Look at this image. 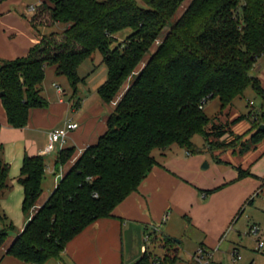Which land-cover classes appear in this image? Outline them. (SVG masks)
<instances>
[{
  "label": "trees",
  "instance_id": "trees-1",
  "mask_svg": "<svg viewBox=\"0 0 264 264\" xmlns=\"http://www.w3.org/2000/svg\"><path fill=\"white\" fill-rule=\"evenodd\" d=\"M184 1L44 0L33 15L24 16L38 34L58 23L67 28L38 36L24 57L0 60V98L8 124L25 128L30 111L48 105L43 96L48 67L66 77L77 95L85 82L79 68L95 53L102 55L108 68L99 95L115 107L107 132L95 145L78 156L75 148L60 151L57 172L67 164L70 168L42 205L45 158L25 157L18 181L24 187L27 223L7 250L8 256L25 264L60 260L75 237L96 221L112 217L138 191L158 164L156 150L179 146L197 153L196 135L204 138L210 151L238 145L244 151L264 141V113L252 111L217 124L219 117L204 111L209 100L219 99L223 114L249 87L264 96L256 75L264 56V0H193L169 27ZM126 29L132 34L112 48L116 35ZM245 119H253L250 131L235 134L233 126ZM245 173L240 169V176ZM9 187V166L0 161V200ZM0 220L6 223L0 230L1 249L15 227L1 213ZM161 242L164 257L146 252L136 264H176V241L163 238ZM190 264L198 263L193 259Z\"/></svg>",
  "mask_w": 264,
  "mask_h": 264
},
{
  "label": "crops",
  "instance_id": "crops-1",
  "mask_svg": "<svg viewBox=\"0 0 264 264\" xmlns=\"http://www.w3.org/2000/svg\"><path fill=\"white\" fill-rule=\"evenodd\" d=\"M38 1L36 6L44 0ZM22 2L6 0L0 4V60L26 56L39 40L26 20L14 13ZM85 62L79 68V75L85 82L79 86L77 95L71 86V93L65 92L69 91V87L63 77L46 69L45 81L49 74L54 80L52 86L44 85L43 96L48 105L32 109L25 128H14L8 124L0 98V161L9 166L10 182L9 189L0 200V207L22 227L27 220L20 214L24 187L18 178L25 157L45 158L46 173L39 200V205H42L67 172L64 167L57 172L56 164L54 169L53 162L46 157L55 153L57 161L60 151L66 148H75L78 156L107 132V121L115 103H105L99 89L108 79V68L98 78L95 77V69L100 66L81 76L80 70ZM103 63L102 57L100 65ZM256 75L264 90V56L258 61ZM55 81L64 87L56 86L55 89ZM89 82L93 83L94 92L87 88ZM261 97L263 113L264 96ZM239 113L235 102L225 112L231 122L243 115ZM70 122L77 123L79 127L69 133L66 145L62 147L58 143L53 152L46 153L50 134L65 128ZM237 126L232 128L237 135L247 134L251 129L249 127L237 133ZM249 138L250 135L246 140ZM194 145L197 153L179 146L162 152L160 159L156 158L158 164L138 191L126 198L113 211L112 217L90 225L67 245L60 260L47 264H136L146 252L164 257L163 238L176 241V264L184 261L181 252L189 247L194 248V254L190 253L187 264L200 248L211 255L209 264H222L223 261L239 264L243 258L246 260L241 264H264V249L258 250V242L264 240V141L244 151L242 147L238 148L239 145L215 151H210L205 145ZM239 156L242 159L236 161ZM216 158L222 162H217ZM205 162H210L209 166L204 165L207 171L202 168ZM240 169L246 172L243 177L240 176ZM52 175L57 176L55 181H45ZM253 226L259 228L257 235L250 233ZM148 234L150 246L146 247L143 239ZM238 255H242L241 259L237 258Z\"/></svg>",
  "mask_w": 264,
  "mask_h": 264
},
{
  "label": "rangeland",
  "instance_id": "rangeland-1",
  "mask_svg": "<svg viewBox=\"0 0 264 264\" xmlns=\"http://www.w3.org/2000/svg\"><path fill=\"white\" fill-rule=\"evenodd\" d=\"M193 0H185L184 3L180 6V8L178 9L176 15L174 16V18L171 20L170 22V25H173L177 22V20L184 14V12L187 10V8L190 6V4L192 3ZM38 0H23L22 2V5L20 6V8H18V10H16L14 13L17 14L18 16L24 18V16L26 17H29L31 15H33V12H29L28 8L29 6H36L38 4ZM140 5L142 7H145V5L143 3L140 2ZM28 6V7H27ZM36 8V7H35ZM27 18H24V20H26ZM26 23L28 24V22L26 21ZM166 28L165 31H164V35L167 34V32L169 31L170 28ZM31 28V27H30ZM67 28V25L66 24H63V23H58L56 24L55 26L53 27H50V28H42L40 29V32L39 34L36 33L34 30L33 32L37 35V36H43V35H49L53 32H62L64 31L65 29ZM32 29V28H31ZM132 34V31L130 29H126L124 31H121L120 33H118L116 35L117 37V41L113 44L112 48H115L117 46H119L120 44H123V42ZM39 38V37H38ZM158 45H156L144 58L143 62L141 63V66L143 64H145L150 58L151 56L154 54L156 48H157ZM100 59L102 60V56L99 54V53H95L90 59L86 60L84 66L81 68L80 70V74L81 76H86L89 72H91L92 70H94L96 68V66H100L98 69L96 68V75L95 77H100L102 74H103V71L104 69H107L106 65L103 63L102 65H100ZM48 71H51L53 73V75L56 73L55 72V68L54 67H48ZM54 71V72H53ZM68 87H69V91H65L67 92L68 94L71 93V88H70V83L68 81V79L64 76H62ZM96 78V79H97ZM135 76L132 77L131 79L128 80V82L126 83V85L122 88L121 92H120V97L124 94L125 92V89L126 87L128 86H131L132 83L135 81ZM54 80L53 78L50 77V74L48 76V79L45 81V84L44 85H49V86H52ZM55 89H56V86L57 88L60 86H63L62 83H60L59 81H55ZM87 88H90L92 89V92H94V89H93V83L89 82L88 83V86ZM66 89V88H65ZM72 95V94H71ZM235 105L237 107V109L239 110V114H243V115H248L250 112L252 111H257L259 113H261V108L263 107V99L262 97L252 88V87H249L246 92H245V95L243 97H239L235 100ZM204 111L205 113L209 116V117H215V116H218L219 119L218 121H216L217 124H225L227 122H231L229 119H228V116L225 114V112L223 114H220L221 113V103L219 101V99H211L209 100L205 105H204ZM263 113H264V110H263ZM252 122H253V119H245L243 120L242 122L238 123V126L237 128L235 129L237 133H242L244 132L245 130H247L249 127L252 126ZM193 142L195 144H197L198 146H204L205 145V140L204 138L201 136V135H196L194 136V139H193ZM239 149L241 148L238 147ZM238 150V149H237ZM162 151L161 150H156L154 152V156L157 158V159H160V155H161ZM208 158H209V161L212 163L213 159L211 157V155L208 153ZM240 157V158H239ZM238 158L234 157L236 161H240L242 158L241 156H239ZM48 161H52L53 162V165H54V169H55V162H56V154L53 153L51 155H49L48 157H46ZM210 162H205L203 165H202V168H204V171H207V169H205L204 165H207L209 166ZM63 168V167H62ZM61 168V170H62ZM70 168V164H67L64 166V169L66 171H68V169ZM57 177V176H56ZM56 177L55 176H48L45 178V181H47L49 179V182L51 181H55L56 180ZM59 177V176H58ZM43 189V187H42ZM0 213L7 217L8 221L10 223L13 224V226L15 227V229L11 232H9V235H8V239L6 241V243L4 244V246L0 249V264H25L24 262L12 257V256H8L7 255V250L9 249V247L12 245L13 241L15 240V238L17 237V235L19 234L20 231L23 230L24 226L22 227V225H20L19 223L15 222V221H12V219L3 211V209L0 207ZM20 214L22 215L21 217H25L26 220H27V217L25 216V214L23 213V204H22V212L20 211ZM8 222V223H9ZM5 224L6 223H3L1 220H0V230H3L4 227H5ZM178 241H180V239H177ZM143 245L146 246V247H149L150 244L149 243H146V237L145 239H143ZM251 245V244H250ZM253 245V244H252ZM162 248L165 250L166 248L163 247L162 245ZM250 246H249V250H250ZM192 250H194V248L192 247H189V248H185L182 250L181 252V257L182 259L184 260L183 262H179L177 264H187L190 259V256L192 254ZM166 252V250H165ZM252 252V251H251ZM171 252L169 251L168 254H170ZM191 253V254H190ZM255 253V252H254ZM194 254V253H193ZM192 254V255H193ZM242 256V255H241ZM157 257V256H155ZM139 259V258H138ZM136 259V260H138ZM136 260L134 262H136ZM226 260V259H225ZM245 258H243V261L239 262V264L241 263H244L245 262ZM134 264V263H132ZM222 264H234L233 262H230L228 263L227 261H223Z\"/></svg>",
  "mask_w": 264,
  "mask_h": 264
},
{
  "label": "built area",
  "instance_id": "built-area-1",
  "mask_svg": "<svg viewBox=\"0 0 264 264\" xmlns=\"http://www.w3.org/2000/svg\"><path fill=\"white\" fill-rule=\"evenodd\" d=\"M28 11L34 13L35 7H30ZM59 90H61V89L59 88ZM78 127H79V125L77 123L70 122V123H68V125L65 128L53 131L50 134L49 145L46 148V153L53 152L55 150L56 144H58V143L61 144L62 147L64 145H66L67 139L69 137V133L71 131L78 129ZM258 232H259V228L257 226H253L250 229L251 234L257 235ZM149 242H150V235L148 234L146 236V243H149ZM263 249H264V240H260L258 242V250L262 251ZM210 257H211V255L204 248H200L198 250V252L194 255L193 259L198 264H209L211 261ZM237 258L241 259V256L238 255Z\"/></svg>",
  "mask_w": 264,
  "mask_h": 264
}]
</instances>
